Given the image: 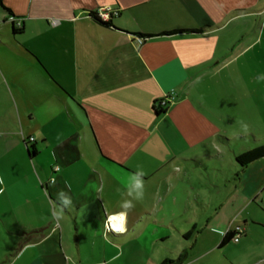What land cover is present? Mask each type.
I'll return each mask as SVG.
<instances>
[{
	"label": "crops",
	"instance_id": "obj_1",
	"mask_svg": "<svg viewBox=\"0 0 264 264\" xmlns=\"http://www.w3.org/2000/svg\"><path fill=\"white\" fill-rule=\"evenodd\" d=\"M2 5L10 14L0 7V264L139 262L140 252L124 250L128 225L135 228L150 217L154 200L170 199L169 184L177 182L170 173L178 163L205 167L201 158L182 157L206 151L201 146L214 137L223 140L217 134L227 131L221 105L228 88L236 109L243 107L244 83L252 99L264 95L263 78L255 79L241 61L264 34V1L2 0ZM106 7L117 12L110 28L89 16ZM10 17L20 20L19 34H13ZM206 26L210 29L200 35L142 43L135 38ZM244 42L235 54L233 44ZM169 94L166 112L155 116L153 104ZM232 120L238 123V117ZM259 143L254 140L233 159ZM138 170L145 173L140 200L134 199ZM230 173L218 186L214 208L196 200V208L208 212L204 221L192 217L183 231L206 230L212 251L252 245L255 263L264 264V215L253 222L254 231L243 230L236 243L220 246L228 230L236 233L235 216L253 205L264 214V159L243 169L234 159ZM61 192L72 205L56 228L52 213L60 209ZM238 198L240 204L234 203ZM125 199L134 205L126 214V231L106 232L105 218L123 212ZM66 218L91 224L101 236L90 231L86 242L77 235L75 251L61 227ZM238 219L247 222L245 216ZM163 263L191 259L185 253L174 262L162 254L151 262Z\"/></svg>",
	"mask_w": 264,
	"mask_h": 264
},
{
	"label": "rangeland",
	"instance_id": "obj_2",
	"mask_svg": "<svg viewBox=\"0 0 264 264\" xmlns=\"http://www.w3.org/2000/svg\"><path fill=\"white\" fill-rule=\"evenodd\" d=\"M248 29L246 27L243 31H250ZM245 45V42L244 45L233 44V48H236L235 54L239 53V50ZM252 56L255 57L254 60L248 59ZM241 61L252 72L255 79L258 76L263 78V81L260 80V82L264 84V34H261L259 44L253 50L251 49L246 58ZM248 89L247 84L244 83L242 87V92L244 91L243 107L237 109L231 104V89H226L227 99L222 103L221 108L226 118H228L227 131L217 134L223 140L214 137L201 146V149L206 151L196 149V151H189L182 157L185 159L201 158V162L205 167H191L182 162L178 163L177 166L179 167L170 173L172 177H176L177 181L173 180L169 184L172 187V191L167 193L170 199L164 198L162 201L163 198H160V200H154L151 204L153 214L150 217H144L142 223L135 228L128 225V231L124 236V250L126 252L130 250L132 254L141 253V257H138L139 262L136 263L135 261L134 264H151V262L158 260L162 254L173 256L174 262H178L180 259H184L185 253L187 258L191 259V264H258L255 263L257 255L252 250V245L238 248L236 245L230 244L227 249L212 251L213 237L206 230L202 229L203 231L197 230L196 232L189 228L183 231V228L187 227L186 224L191 222L192 217L200 222L208 216V212H203L202 209L199 210L200 207L199 209L196 208L198 207L196 200L200 204L204 203L202 208L209 207V210L214 208L218 186L226 177H231L230 172L234 171V153L250 148L254 140L264 142V95L260 93L258 98L254 97L252 99V93ZM232 117H238V123L232 120ZM243 125H247V131L243 129ZM164 193L166 194L165 190L163 195ZM234 203L240 204L239 198ZM249 208L251 209L244 212L243 215L235 216L232 219V224L234 223L233 230L254 231L253 222H259L258 220L264 214L255 205ZM243 216L247 219L245 224L238 219ZM168 226L170 228L166 233ZM61 227L66 230L67 239L73 244L74 250V241L77 235L84 237L86 242L89 241L90 231L96 232L97 236H101V231H98L96 227L94 228L91 224L83 226L79 221L72 218H66L64 225H61ZM56 228L59 227L56 226ZM161 231L165 232L162 235L165 238L163 240H160ZM188 231L191 232V237L186 233ZM94 241L98 245L102 244L97 239H94ZM167 260L172 262L170 259Z\"/></svg>",
	"mask_w": 264,
	"mask_h": 264
},
{
	"label": "trees",
	"instance_id": "obj_3",
	"mask_svg": "<svg viewBox=\"0 0 264 264\" xmlns=\"http://www.w3.org/2000/svg\"><path fill=\"white\" fill-rule=\"evenodd\" d=\"M0 7L10 14L9 10L6 9L5 7H3L2 0H0ZM89 16L94 21L98 22L99 24L103 25L104 27L110 28V27H112L111 19H113V17H115L116 15H111L110 14L109 20L107 22L101 21L97 17L95 12H90ZM208 29H210V27L206 26V27H203V28L195 29V30L163 32V33H161L159 35L137 34V35H135V38L137 40H141V42H144L145 40H147L149 38H153V37H157V36H173V35H178V34H182V33L189 34V35H200V34H202L203 32H205ZM12 32L15 35L19 34L21 32V26L19 28H15L13 26ZM157 103H158V101L153 104V112H154L155 116H160V115H162V114H164L166 112V109H167V107L169 106L170 103H168L167 106L164 107V108H159L157 106ZM34 155H35V153L32 152L31 157L34 156ZM234 159H235V163L237 164V166L240 169H243V168L249 166L252 163H255L257 161H260V160L264 159V142H260L257 146H255L251 150H248L246 152H243V153L235 155ZM234 233H235L234 231L228 230L225 233L224 239L221 242L220 246L226 245L232 239V237L234 236Z\"/></svg>",
	"mask_w": 264,
	"mask_h": 264
},
{
	"label": "clouds",
	"instance_id": "obj_4",
	"mask_svg": "<svg viewBox=\"0 0 264 264\" xmlns=\"http://www.w3.org/2000/svg\"><path fill=\"white\" fill-rule=\"evenodd\" d=\"M243 129L245 131H247V125H243ZM145 175V173L142 170H138L136 177H135V188L138 190V194L137 196L134 198L136 200H140L143 198V194H144V180H143V176ZM0 183H3L2 180H0ZM58 199L60 201V209L59 211H54L52 213L54 220L57 222L56 226L59 227V221L62 219L63 217V210L64 208H69L72 205V200L70 197H68L65 193L61 192L58 194ZM121 207L124 209L123 212L117 214V215H113L111 217L108 218V220L106 221V228L111 226V230L113 232H118V233H123L126 231L125 228V221H126V214L129 210H131L134 205L132 203L131 200H123V202L121 203ZM119 220V224H113L112 222L115 220Z\"/></svg>",
	"mask_w": 264,
	"mask_h": 264
},
{
	"label": "built area",
	"instance_id": "obj_5",
	"mask_svg": "<svg viewBox=\"0 0 264 264\" xmlns=\"http://www.w3.org/2000/svg\"><path fill=\"white\" fill-rule=\"evenodd\" d=\"M97 17L103 21V22H107L109 20L110 14L111 15H117V12H114L110 7H106V8H102V9H98L97 11H95ZM9 20L11 21V23L13 24V26L15 28H19L21 26V22L19 19H15L14 17H10ZM138 43H142L141 40H138ZM173 100L172 94L166 95L162 100L158 101L157 106L159 108H164L167 106L168 103H171V101ZM29 142H33L34 139L33 138H28L27 139ZM56 171L59 170L58 167L55 168ZM111 217V216H109ZM105 218L104 221V227H105V231L106 232H113L111 230V226L106 228V221L108 220V218ZM236 233L235 235L232 237V241L234 243H236L238 241V239L240 238V235L242 234V231H240L239 229L235 230Z\"/></svg>",
	"mask_w": 264,
	"mask_h": 264
},
{
	"label": "bare ground",
	"instance_id": "obj_6",
	"mask_svg": "<svg viewBox=\"0 0 264 264\" xmlns=\"http://www.w3.org/2000/svg\"><path fill=\"white\" fill-rule=\"evenodd\" d=\"M112 223L113 224H119V220L117 219V220L113 221Z\"/></svg>",
	"mask_w": 264,
	"mask_h": 264
}]
</instances>
